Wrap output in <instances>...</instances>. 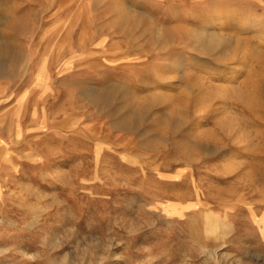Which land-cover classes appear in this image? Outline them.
I'll return each mask as SVG.
<instances>
[{"label":"rangeland","instance_id":"rangeland-1","mask_svg":"<svg viewBox=\"0 0 264 264\" xmlns=\"http://www.w3.org/2000/svg\"><path fill=\"white\" fill-rule=\"evenodd\" d=\"M0 264H264V0H0Z\"/></svg>","mask_w":264,"mask_h":264},{"label":"bare ground","instance_id":"bare-ground-1","mask_svg":"<svg viewBox=\"0 0 264 264\" xmlns=\"http://www.w3.org/2000/svg\"><path fill=\"white\" fill-rule=\"evenodd\" d=\"M199 34H200L201 38L204 40L205 46L208 47V48H218V47H221V46H223L225 44V41L227 40V39L225 40L223 38L224 34L219 35L215 31L214 32L201 31ZM242 68L239 66V67H237L235 69V71H233V73H232V79L233 80L238 76V74L241 73V69ZM227 156H230V155H228V154L225 155V157H227Z\"/></svg>","mask_w":264,"mask_h":264}]
</instances>
